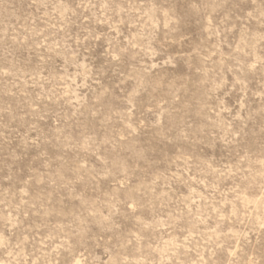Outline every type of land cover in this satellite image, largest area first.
Here are the masks:
<instances>
[{
	"label": "rangeland",
	"instance_id": "374dc122",
	"mask_svg": "<svg viewBox=\"0 0 264 264\" xmlns=\"http://www.w3.org/2000/svg\"><path fill=\"white\" fill-rule=\"evenodd\" d=\"M0 264H264V0H0Z\"/></svg>",
	"mask_w": 264,
	"mask_h": 264
}]
</instances>
